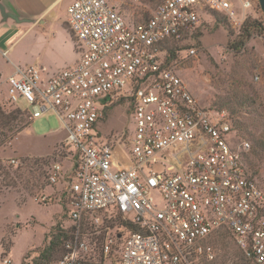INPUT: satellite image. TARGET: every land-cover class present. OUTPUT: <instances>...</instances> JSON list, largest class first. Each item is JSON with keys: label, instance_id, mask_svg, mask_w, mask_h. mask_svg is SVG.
Instances as JSON below:
<instances>
[{"label": "built area", "instance_id": "2783aa9c", "mask_svg": "<svg viewBox=\"0 0 264 264\" xmlns=\"http://www.w3.org/2000/svg\"><path fill=\"white\" fill-rule=\"evenodd\" d=\"M207 8L233 28L248 17L231 0H164L139 21L109 0H75L68 22L78 60L48 79L38 65L5 79L7 104L28 103L32 118L52 110L66 131L71 168L54 161L48 180L63 185L74 226L53 264H202L216 260L208 239L222 229L264 264V190L247 168L251 143L236 139L227 110L200 104L165 48ZM125 96L134 123L126 141L99 126Z\"/></svg>", "mask_w": 264, "mask_h": 264}, {"label": "rangeland", "instance_id": "374dc122", "mask_svg": "<svg viewBox=\"0 0 264 264\" xmlns=\"http://www.w3.org/2000/svg\"><path fill=\"white\" fill-rule=\"evenodd\" d=\"M109 1L128 19L139 21L151 16L164 0ZM231 1L240 15L245 13L246 17L264 24V11L259 0ZM245 1L250 5L244 9ZM212 10L201 11L200 21L188 34L181 39L170 40L165 48H174L176 55L170 61L200 104L227 110L237 130L236 139H247L251 143V151L246 158L247 168L264 190V156L260 158L252 153L256 139L264 130V30L241 43V28H233L222 12L217 10L220 13L217 14ZM191 49H195V53ZM1 84L0 73V103L6 110H12L13 106L6 103L7 87ZM18 105L24 110H32L26 102L21 101ZM131 105L127 96L115 102L101 120L102 133L109 137L123 136L126 141L134 128ZM239 122L243 125L241 128L237 126ZM65 137L66 131L57 114L47 111L40 117H34L30 127L13 141L0 147V159L4 158L1 161L6 163L15 158L20 160L19 165L24 158L29 159L27 162L34 158H54L51 162H60L64 172L69 171L72 162ZM43 168H47L46 165ZM26 175L29 176V172ZM38 184L28 192L21 185L5 186L0 182V264L4 260H9L7 264H22L23 260L33 264V259L44 246L46 235L51 234L54 227L59 225L73 231L74 223L68 216L61 194L63 185L51 186L43 176ZM45 195L48 198L44 200ZM225 238L231 250L237 251L232 238L228 235ZM217 240L218 237L213 243L221 255L224 242ZM3 242L11 247L5 255H2Z\"/></svg>", "mask_w": 264, "mask_h": 264}, {"label": "crops", "instance_id": "0c3cea01", "mask_svg": "<svg viewBox=\"0 0 264 264\" xmlns=\"http://www.w3.org/2000/svg\"><path fill=\"white\" fill-rule=\"evenodd\" d=\"M74 1L2 0L12 16L4 18L0 10L1 85L7 87L5 79L17 66L38 65L48 79L78 60L68 22V7Z\"/></svg>", "mask_w": 264, "mask_h": 264}, {"label": "trees", "instance_id": "16d2710c", "mask_svg": "<svg viewBox=\"0 0 264 264\" xmlns=\"http://www.w3.org/2000/svg\"><path fill=\"white\" fill-rule=\"evenodd\" d=\"M216 12L215 10H212ZM225 17V16H224ZM264 30V24L257 20L248 17L241 28L239 34V40L241 43L248 41L255 33L262 32ZM74 38V37H73ZM75 42V39H74ZM236 43V40L234 41ZM168 50V60L170 61L176 55L174 48H167ZM0 103V147L6 145L7 142L13 141L23 130L30 127L33 118L28 110H23L20 107L13 106L12 110H6ZM108 114V112H107ZM241 128L243 126L241 122L237 124ZM244 127L247 126L244 125ZM249 132L251 130H248ZM252 153L260 158L264 156V130L260 133V137L256 139L255 144L252 147ZM28 158L22 159V162L14 167L9 162L3 163L0 159V182L1 185L17 187L21 185L28 192L39 186L38 181L40 177L46 178L48 184V174L49 168L54 160V158H34L33 160ZM46 165L47 168H43ZM24 170L23 172H21ZM29 172V176L26 175ZM229 236L234 241L231 232L228 229H222L214 232L208 239V242L212 244L215 248L217 258L215 261H208L206 257L201 259L202 264H256L252 259L247 258L243 252L238 248L237 251L231 250L230 246L225 243V237ZM218 237L217 241H223L221 249L223 253L220 255L218 248L213 243ZM72 238L70 231L61 228L59 225L54 227L51 234L46 235L44 246L39 251L38 255L33 259V264H51L59 260L66 251L65 243L67 240ZM235 243V242H234ZM237 247V246H236ZM11 247L9 245L2 243V255L7 254ZM22 264H30L28 262L22 261ZM103 264V263H101Z\"/></svg>", "mask_w": 264, "mask_h": 264}, {"label": "water", "instance_id": "95a60500", "mask_svg": "<svg viewBox=\"0 0 264 264\" xmlns=\"http://www.w3.org/2000/svg\"><path fill=\"white\" fill-rule=\"evenodd\" d=\"M259 2H260V5H261V8L264 11V0H259ZM0 10H1L2 15L4 16V18H8V17L12 16V14L6 10V7L2 3V0H0Z\"/></svg>", "mask_w": 264, "mask_h": 264}]
</instances>
